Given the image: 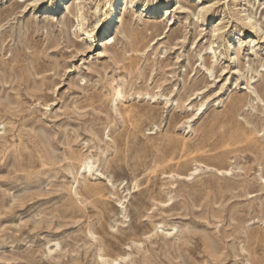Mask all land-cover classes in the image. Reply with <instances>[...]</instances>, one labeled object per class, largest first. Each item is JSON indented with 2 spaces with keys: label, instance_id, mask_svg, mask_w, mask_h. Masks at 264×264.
Returning <instances> with one entry per match:
<instances>
[{
  "label": "rangeland",
  "instance_id": "1",
  "mask_svg": "<svg viewBox=\"0 0 264 264\" xmlns=\"http://www.w3.org/2000/svg\"><path fill=\"white\" fill-rule=\"evenodd\" d=\"M107 1L0 0V264H264V0Z\"/></svg>",
  "mask_w": 264,
  "mask_h": 264
},
{
  "label": "bare ground",
  "instance_id": "2",
  "mask_svg": "<svg viewBox=\"0 0 264 264\" xmlns=\"http://www.w3.org/2000/svg\"><path fill=\"white\" fill-rule=\"evenodd\" d=\"M36 1V0H34ZM42 1V0H40ZM179 1V0H178ZM177 1V2H178ZM38 2V1H37ZM57 2V0H56ZM66 0H59V2L56 4L55 8H60V11L61 12L63 10V7H64V4H65ZM164 7H168L170 6L171 4L174 3V0H164ZM199 2V1H198ZM36 3V2H35ZM122 4V0H108L107 1V5H106V11H105V14H104V17H105V23H102L101 19L99 17H96V24H95V27H94V30H97V33L101 34V35H107L109 34V36H115L117 35V25H118V21L120 20V12H119V8ZM181 6V5H180ZM147 7V6H146ZM160 7V6H159ZM158 6H153L152 8L154 9V13L156 11H158L159 9ZM51 8V5H49V9ZM181 9L185 10L183 7H181ZM207 10L204 8V7H200V10H199V13L200 14H203L204 12H206ZM80 12V10H78V13ZM246 12V11H245ZM244 13V12H242ZM202 16V15H201ZM199 16V17H201ZM245 16V15H244ZM82 16L80 15L79 18L80 20L78 22L81 23V26H82ZM78 18V17H77ZM78 20V19H77ZM254 22V21H253ZM252 22V23H253ZM251 23V22H249ZM79 24V23H78ZM257 24V23H256ZM251 30H254L255 28V24H249ZM258 26H256L257 28ZM249 28V29H250ZM256 30V29H255ZM261 30V29H260ZM257 32H259V30L257 29L256 30ZM216 32V31H215ZM218 32V31H217ZM254 32V31H253ZM251 32V33H253ZM264 33V32H263ZM239 39V38H238ZM229 43H227V45L225 47H228V56H229V61H235L237 60L236 59V51L237 50H234V47H233V43L234 42H237V37H231L230 39H228ZM112 43V42H111ZM109 44V43H108ZM212 46V45H211ZM209 51L211 52V54L213 55L212 59L215 58V60H217L216 58V55H215V51H213L214 48L212 47H208ZM238 52V51H237ZM238 54V53H237ZM210 59V58H209ZM203 60L202 62L203 63H206V61L208 62V64L210 65L211 63L213 62H210V60ZM239 61V60H238ZM216 62V61H215ZM236 62V61H235ZM237 63V62H236ZM215 64V63H214ZM201 65V64H200ZM204 65V64H203ZM211 66V65H210ZM209 66V67H210ZM209 67H206V66H203L204 70L208 71L210 73V69ZM241 67V66H240ZM207 72V73H208ZM239 72V71H238ZM116 98L119 99V100H122L124 98L122 92L120 90H116ZM203 105H200L199 109H202ZM112 263H116V260L113 261Z\"/></svg>",
  "mask_w": 264,
  "mask_h": 264
}]
</instances>
